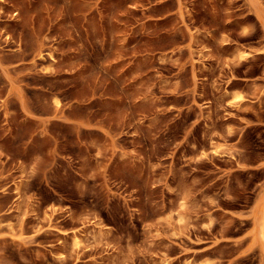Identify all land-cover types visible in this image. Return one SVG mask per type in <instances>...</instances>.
<instances>
[{
    "label": "rangeland",
    "instance_id": "374dc122",
    "mask_svg": "<svg viewBox=\"0 0 264 264\" xmlns=\"http://www.w3.org/2000/svg\"><path fill=\"white\" fill-rule=\"evenodd\" d=\"M263 47L264 0H0V264H264Z\"/></svg>",
    "mask_w": 264,
    "mask_h": 264
},
{
    "label": "bare ground",
    "instance_id": "6f19581e",
    "mask_svg": "<svg viewBox=\"0 0 264 264\" xmlns=\"http://www.w3.org/2000/svg\"><path fill=\"white\" fill-rule=\"evenodd\" d=\"M264 48V47H263ZM262 48V49H263ZM260 54H262V53H260ZM248 56H250L249 55V53H246V52H244V51H242L241 53H240V55H239V59H246ZM226 93H228V91L226 90ZM232 98H236V96H233ZM53 104H54V106H55V108H56V106H58V102L56 101V99L55 100H53ZM79 129L81 128V127H79V126H77ZM77 128V129H78ZM81 130V129H80ZM214 153L216 154L217 153V151L216 150H214ZM261 231L263 232V227H261ZM261 232V233H262ZM80 244V240L77 238V237H74L73 238V245L74 246H78Z\"/></svg>",
    "mask_w": 264,
    "mask_h": 264
}]
</instances>
